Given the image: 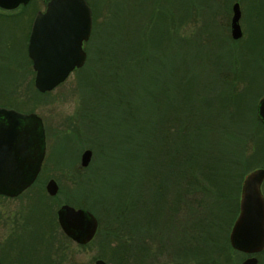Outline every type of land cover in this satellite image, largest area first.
Here are the masks:
<instances>
[{
  "label": "rangeland",
  "instance_id": "1",
  "mask_svg": "<svg viewBox=\"0 0 264 264\" xmlns=\"http://www.w3.org/2000/svg\"><path fill=\"white\" fill-rule=\"evenodd\" d=\"M45 1L31 0L26 8L13 10L21 13L9 32L0 25V105L37 113L47 130L37 183L16 198L0 196V250L9 252L6 259L37 251L39 260L49 252L41 264H92L102 254L108 264H212L213 257L218 261L214 264H237L245 254L231 247L228 235L237 215L238 186L242 173L264 168V127L257 117L264 93V0H89L93 29L85 42V65L54 89L40 92L23 34L33 10L43 9ZM234 2L241 9L237 39L229 27ZM2 11L0 24L7 19ZM156 13L164 19L162 27V20L153 21ZM154 24L163 28L165 41L150 51L134 29ZM137 47H142L140 54ZM135 55L147 56L149 76L155 70L156 84L146 97L151 103L160 94L159 123L170 132L162 135L160 148L150 134L147 154L142 142L136 146L140 135L130 139L132 123H117L121 115L131 117L136 104L133 77L142 70L132 63ZM115 78L119 91L117 86L112 91ZM182 83L191 87L181 98ZM163 99L170 110H162ZM153 115L151 110V123ZM94 120L116 134L108 144L97 136ZM198 131L201 149H182L181 143L194 141ZM85 149L92 156L83 167ZM159 156L156 174L152 171ZM51 177L59 186L54 196L45 189ZM180 185L190 193L179 201ZM66 202L86 207L101 223L90 243L76 244L60 230L54 212ZM50 222L53 230L45 228ZM29 224L34 228L24 232L22 227ZM197 234L201 239L194 238ZM116 241L131 245L129 258L112 259ZM256 256L264 264V250Z\"/></svg>",
  "mask_w": 264,
  "mask_h": 264
},
{
  "label": "water",
  "instance_id": "2",
  "mask_svg": "<svg viewBox=\"0 0 264 264\" xmlns=\"http://www.w3.org/2000/svg\"><path fill=\"white\" fill-rule=\"evenodd\" d=\"M29 0H0V8L12 10ZM238 2L232 5L230 31L241 36ZM92 28V9L86 0H48L37 10L30 27L27 55L35 72L34 86L40 92L54 89L71 71L83 66L86 52L83 42ZM257 117L264 127V94L257 102ZM90 149L81 153L80 165L89 164ZM45 157V133L41 117L0 106V194L15 197L36 179ZM264 168L248 172L240 188L238 213L228 239L231 247L246 254L240 264H258L257 254L264 250ZM51 196L59 186L51 178L45 185ZM57 218L64 233L78 243L89 242L98 228L95 215L85 207L62 204ZM95 264H108L99 258Z\"/></svg>",
  "mask_w": 264,
  "mask_h": 264
},
{
  "label": "trees",
  "instance_id": "3",
  "mask_svg": "<svg viewBox=\"0 0 264 264\" xmlns=\"http://www.w3.org/2000/svg\"><path fill=\"white\" fill-rule=\"evenodd\" d=\"M46 1H45V3H46ZM29 2H31V0ZM87 2L92 7V5L89 2V0H87ZM20 8H26V7L23 6V5H21ZM183 9L185 10V4L184 3H183ZM33 11H34V14H35L36 9H34ZM10 12L11 13H8V11H6V10H3L1 12L2 14H4V16L7 17V19H5L2 22V24H0V25L7 32H9L8 30H10V26H13V27H14V25L17 26V24H18L17 22H19V19L18 18L17 19L16 18L13 19V18L15 16H18L21 13V11H19V12L16 13L17 15H15V13H13V10H11ZM31 13H32V11H31ZM31 18H32V14H31V16L29 18L28 26L24 28V29H27V33L25 31V34H23L24 37L26 35L25 42L27 41L28 33H29V30H30ZM160 20H162V23H161V27H162L163 20H164L163 17H162V15L159 14V13H156V15L154 14L153 21H158L159 22ZM20 21H23V20L21 19ZM156 26H157V24H154L151 28H149V26L147 25L148 28L147 27H144V29H140L141 27H136L134 29V32L137 35L139 33L140 34V37H145L146 42H147V45H145V46L146 47H149L150 48V51H151V49L153 47H160V44L164 43V41H165V40H163L165 38V35H162L163 34L162 33L163 28L160 27V28L156 29ZM4 31H2V33H5L6 32V31L5 32ZM137 41L140 44H143L142 41H141V39H138ZM14 42H15V40H14ZM123 44L125 45L124 42H123ZM137 48H138V50H135V53L140 54L139 52L142 50V47L141 48L140 47H137ZM146 60H147V56L146 55L145 56L135 55L133 57V60H132L133 65H137V67L136 66L135 67L136 68L140 67L141 70H142L140 73H138V75L136 77H133L135 79V81L132 83L133 84L132 91L138 93L137 99L135 100V103L136 104L134 106L132 105V108L133 109H132L131 117L130 116L129 117H124V115H123V118H122V115H121V118H118L117 119V123H121L123 121L124 122H128L129 121V123H132V125H133V135L130 137V139H133L134 136L136 137L137 135H140L139 140L137 141L136 146L140 142H142L145 145V151H144L145 154H147L148 146H150L149 145V143H150L149 138H150L151 135H154V138L157 137L158 143L155 145V147L156 148H160L161 145H162V143H163V137H162V135L165 136L166 133L167 134L170 133L168 130L167 131H162L161 130V125L159 123V121H160L159 120V116L161 115L159 113V111L161 110L160 104H159L161 102V100H160V94H159V96H158V93L155 95V97L152 96L151 103L148 101V99L146 97L148 91L151 90V89H154L153 87L156 84V79H157V77L155 76V70H153V73L149 76V71H147L146 70V67H145V65H147V64L144 63ZM29 63L31 64V60L30 59H29ZM136 68H134V69H136ZM123 71H124V68H123ZM133 73H134V70H133ZM113 75H115V70H113ZM114 84L115 85L112 87V91H115L116 90V87L115 86H117L118 91H119V89L121 88V86L118 87L119 83L117 82V78H115V83ZM182 84L184 86L182 87V90H181V98H182V96H184L188 92L189 88L191 87V84L190 83H188V84L182 83ZM231 84H234V82H232ZM129 92H130V90H129ZM131 95H132V93H129V96H131ZM124 98H125V95H124ZM128 99H129V97H127V94H126V100H128ZM162 102L164 104V106L161 105V107L163 108L162 110L163 111L170 110V108L167 107V105H168L169 102L168 103L165 102V99H163ZM8 105L11 106V107H13V108H16V109L19 108V107L13 105V104H8ZM174 107L175 106H173L172 108H174ZM151 110H153L154 113H155V115L152 116V123H151V121H149V118H148V114L150 115ZM186 111H187V108L185 107L184 110H183V112H182V114H181V115H183V119H184V114L186 113ZM170 116H173V115H170ZM160 118H161V116H160ZM175 120H176V118H175ZM92 123H93L94 126L99 127V129L97 130V136H99V139L102 142H104L105 144H108V140H113V138H115V136H116L115 133L114 134H112V132L109 133V132H107L103 128L102 125L105 124L104 122H101V124H100V121L94 120ZM118 132L123 133V131L121 129H119ZM128 133H129V130H125V134L128 135ZM199 134H200V131H198L193 136V137H195V140L194 141H191L189 144L182 142L181 143V148L183 149L187 145V148L188 149H194V148H191V146L194 145L195 146V149L200 150L203 142L202 143H199V141H198ZM117 136L119 138L120 135H117ZM188 136H189V133H187L186 139H188ZM151 138H152V136H151ZM152 139H151V143L154 145V140H152ZM165 140H166V143L170 142V139L167 138V137H166ZM113 145L117 146L116 144H113ZM91 148H93V147H91ZM122 152H124V149H122L120 151V153H122ZM107 154L109 155V154H112V153L108 152ZM160 156H161V154H160ZM160 156H159V160H158L157 166L155 168V171H152V172H155L156 174H160V167L159 166H160V163H161V160H162V159H160ZM110 157H112V156L109 155L106 158V160L107 161H110ZM148 158L150 159L149 156H148ZM249 171H251V170H249ZM249 171L242 173V176H243L242 177V181H243V178L245 177V175ZM180 172H181V169H180ZM111 174H112L111 177L115 176L114 173H111ZM181 175H182V172H181ZM108 177L111 178L110 175ZM106 181H107V179H106ZM160 182L163 183V185H162V183H161V185H162V188L165 189L166 188L165 187V182H163V181H160ZM241 184H242V182H241ZM262 186L264 187V182H263V185ZM240 188H241V186H238V192H239ZM188 192L190 193V188H188V186H186L185 188L184 187L181 188V185H180V187H179V195H180L179 196V201L181 199V196H183L185 198V196L189 195ZM263 195H264V191H263ZM239 198H240V194H239L238 201H237V208H238V205H239ZM66 203H68V202H66ZM236 212L238 213V209H236ZM235 218H236V216H235ZM216 222L217 221L215 219L214 222H212L210 224H214ZM100 229H101V223L99 224V228H98L97 234L99 233V230ZM112 233H113V231L111 232V234ZM162 235L161 236L159 235V239L160 240L162 239ZM201 237H202V234H197V235L194 236V238H197V239H201ZM117 240H119V239H117ZM202 242H203V240H202ZM115 244L116 245L112 248V252H113L112 259L121 260L123 257H125L127 255H128V258L130 257L131 249L132 248H131V245L129 243H123L121 241H116ZM245 256H246V254H245ZM101 258H103L104 260L108 261V259L106 258L105 254H102L101 255ZM242 259H243V257H241V259L239 258L237 264H239V261H241ZM211 261H214V263L215 262H218L217 261V257H213L211 259ZM214 263H212V264H214Z\"/></svg>",
  "mask_w": 264,
  "mask_h": 264
},
{
  "label": "flooded vegetation",
  "instance_id": "4",
  "mask_svg": "<svg viewBox=\"0 0 264 264\" xmlns=\"http://www.w3.org/2000/svg\"><path fill=\"white\" fill-rule=\"evenodd\" d=\"M239 21H240V19H239ZM92 26H93V20H92ZM229 27H230V22H229ZM91 32H92V28H91ZM90 36H91V33H90ZM90 36H89V38H90ZM89 40V39H88ZM88 40H86V41H84L83 42V49L85 50V52H86V60H87V51H86V49H85V42H87ZM86 60H85V63H86ZM85 63L83 64V66L85 65ZM82 67V66H81ZM80 67V68H81ZM78 69V68H77ZM76 69H74L73 70V72L75 71ZM0 106H3V105H0ZM5 107H7V106H5ZM11 108V107H10ZM21 112H24V111H21ZM29 112H31V111H29ZM25 113H28V112H25ZM41 119H42V117H41ZM42 122H43V126H44V133H45V157H46V144H47V138H46V134H47V130H46V127H45V123H44V121H43V119H42ZM45 157H44V159H45ZM80 157H81V155H80ZM44 159H43V161H42V164H41V168H40V171H39V173L37 174V177H36V179L34 180V182L27 188V189H30V188H32L36 183H37V180H39V178L41 177V175L43 174L42 173V170H43V165H44ZM52 178V177H51ZM51 178H48L47 180H46V183H47V181L49 180V179H51ZM54 179V178H53ZM46 185V184H45ZM27 189H25L24 191H26ZM23 191V192H24ZM22 192V193H23ZM21 193V194H22ZM21 194H19V195H17V196H15V197H10V196H6V195H2V194H0V196H4V197H8V198H16V197H18V196H20ZM62 204H64V203H61L56 209H55V212H54V216H55V218H56V222H57V224H58V226H59V228H60V230L62 231V233L69 239V240H71L72 242H74V243H76V244H79V245H85V244H88V243H90L92 240H94L95 238H96V235H97V232H98V228H97V230H96V233L94 234V236H93V238L89 241V242H87V243H78V242H76L75 240H73L72 238H70L69 236H67L65 233H64V231L61 229V227H60V224H59V222H58V218H57V211H58V209H59V207L62 205ZM38 213H40L41 214V212H40V210L39 211H37V210H35V214H37L38 215ZM43 223V222H42ZM51 223H52V225H53V222H50V223H45V225H47L48 227H45L47 230L49 229V228H51V230H53L52 229V227H51ZM29 228H34L32 225H26V226H24V227H22V230L24 231V232H26L27 231V229H29ZM33 235H35V233H33ZM18 240H20V237H16ZM13 240L15 239V238H12ZM16 240V239H15ZM8 246H10L11 247V245L10 244H8ZM36 250H38V249H36ZM40 250V249H39ZM9 254V252H4V251H2V250H0V264H26V263H28L29 261H32L31 262V264L33 263V264H41V262H44V263H46L47 262V258H48V254H49V252H48V254L46 255V256H44L42 259H40L39 260V258H40V256L38 255V252L37 251H35V253H31V252H28L27 251V255L26 254H22V257L20 256V255H18V254H15L14 256H9V258L8 259H6V256ZM99 258H101V257H95L94 258V260H93V263L92 264H95V262H96V260L97 259H99ZM102 259V258H101ZM39 260V261H38ZM26 263H25V262ZM41 261V262H40Z\"/></svg>",
  "mask_w": 264,
  "mask_h": 264
}]
</instances>
